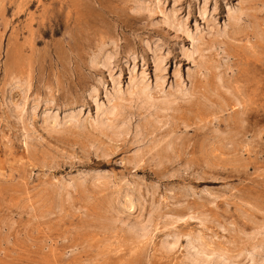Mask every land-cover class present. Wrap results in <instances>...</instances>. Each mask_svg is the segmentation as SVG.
I'll return each instance as SVG.
<instances>
[{
	"label": "rangeland",
	"instance_id": "1",
	"mask_svg": "<svg viewBox=\"0 0 264 264\" xmlns=\"http://www.w3.org/2000/svg\"><path fill=\"white\" fill-rule=\"evenodd\" d=\"M138 1L0 0V264H264V0Z\"/></svg>",
	"mask_w": 264,
	"mask_h": 264
},
{
	"label": "bare ground",
	"instance_id": "2",
	"mask_svg": "<svg viewBox=\"0 0 264 264\" xmlns=\"http://www.w3.org/2000/svg\"><path fill=\"white\" fill-rule=\"evenodd\" d=\"M134 1V0H133ZM137 0H135V5H136V9H137V11L139 10H143V9H147L148 10V7H147V5H144V4H142L143 2H136ZM155 1V3H158V0H154ZM152 3V2H151ZM150 4V3H149ZM134 5V4H133ZM134 8H135V6H134ZM134 8H132V9H134ZM135 10V9H134ZM133 10V11H134ZM203 11V10H202ZM171 12V11H170ZM149 13V12H148ZM203 14V13H202ZM231 15V14H230ZM164 18V17H163ZM166 18V17H165ZM169 22H172L173 23V25L174 24H176V26H179L178 27V29L181 27L182 28V26H181V24H183L182 22L180 23L179 21L178 22H175V20H176V18H175V16L173 15V14H169L168 16H167V18H166ZM230 19V18H229ZM244 19V18H243ZM232 20V19H231ZM255 22V21H254ZM175 26V25H174ZM177 28V27H176ZM178 29H176V30H178ZM258 29V28H257ZM178 32V31H177ZM191 37V36H190ZM193 39H194V37H193ZM191 40V39H190ZM193 43V42H192ZM196 44V43H195ZM193 45V44H192ZM101 46V45H100ZM102 47V46H101ZM97 48V50L94 52L95 54H93V56L92 57H90V62L92 63L91 65H95V64H97L98 62L100 63V65L99 66H101V67H105V68H107V66L108 65H111V60H113V56H112V54L110 53V52H106V53H104L105 51L103 50L104 48ZM106 47V46H105ZM192 47V46H191ZM194 49V48H193ZM104 51V52H103ZM157 51V50H156ZM191 51V50H190ZM156 52H154V71H155V85L157 84V82L159 81V79H162V77L160 76V73H157V72H160L161 71V63L163 62V60L164 59H162L161 57H158L156 54H155ZM192 54V53H191ZM195 54H196V52H195ZM198 54V53H197ZM188 55V54H187ZM193 57V56H192ZM189 58V57H188ZM201 58V57H200ZM133 59V58H132ZM98 63V64H99ZM133 63V62H132ZM211 65V64H210ZM130 66V65H129ZM134 65H132L131 67H133ZM201 66V65H200ZM102 69V68H101ZM130 69V68H129ZM134 69V68H133ZM132 68H131V70H133ZM110 69H109V67H108V71H109ZM131 70H129V73H130V71ZM162 70H164L163 68H162ZM208 70V69H207ZM204 71V70H203ZM133 72H134V70H133ZM162 72V71H161ZM109 73V72H108ZM128 73V74H129ZM143 73V72H142ZM133 73H130V76H129V82L127 83L128 85H126L127 87H125V88H123V90H125V91H122L120 88H119V85L117 84V78L115 77V78H113V77H111L110 76V78L112 79V80H110V81H112V82H114L113 84H111V85H113V87L111 86L110 88H112V90H110L109 92H106V94L107 93H109V95L107 94V96L105 97L106 99H107V103L106 104H104V103H98L97 101V103L98 104H96L94 107H95V114H96V119L94 120L95 121V124H96V127L98 128V129H100V130H102L103 131V129L104 130H108V131H110V132H112V133H125V132H127V130H128V128H127V126L125 125V121L126 120H124V119H121V121H120V119L118 118L117 119V117L118 116H116V115H122V113H124L123 111H124V109H125V105H124V103H126L125 101H134V102H136V103H138L139 104V108H145V109H154L153 111H155L156 112V110H160V109H167V108H170V105H171V102L169 101V100H164V101H161L160 103H155L153 100L151 101V96H149V92H148V87L146 86V85H144V80L142 81V79H145L144 77H145V75L143 76L141 73H140V75H137V76H134V74L132 75ZM145 74V73H144ZM15 79V78H14ZM114 79H116L115 81H113ZM162 81V80H161ZM160 81V82H161ZM119 82V81H118ZM147 82H145V84H146ZM159 83V82H158ZM161 84V83H160ZM159 84V85H160ZM180 84V83H179ZM154 85V84H153ZM180 86V85H179ZM160 87V86H159ZM157 89V88H156ZM155 89V90H156ZM175 89V88H174ZM91 90V89H90ZM95 89H93V91H94ZM159 90H161V89H159ZM112 91V92H111ZM163 91V90H162ZM94 92H96V91H94ZM182 92V91H181ZM180 92V93H181ZM90 93V92H89ZM91 93H92V95H93V92H92V90H91ZM174 93V92H173ZM185 93V92H184ZM111 94V95H110ZM169 94V93H168ZM124 95H127V97L126 96H124ZM166 95H167V93H166ZM170 95V94H169ZM109 96H110V98H109ZM165 96V95H164ZM178 96V95H177ZM157 97V96H156ZM95 98V97H94ZM94 98L92 97V99L94 100ZM127 98V99H126ZM105 99V100H106ZM154 99V98H153ZM185 99V98H184ZM93 100H92V103H95V101L93 102ZM124 101V102H123ZM157 101H158V99H157ZM178 101V100H177ZM114 102V103H113ZM175 102V101H174ZM181 102V101H180ZM183 102V101H182ZM127 104V103H126ZM131 104H133V103H131ZM131 104L129 105V106H131ZM127 105V106H128ZM134 105V104H133ZM126 106V107H127ZM136 106V105H135ZM128 108V107H127ZM134 108V107H133ZM138 108V107H137ZM129 109V108H128ZM173 109V108H172ZM175 109V108H174ZM151 110V111H152ZM74 111V110H73ZM126 111H127V109H126ZM143 111V110H142ZM145 111V110H144ZM151 111H150V113H151ZM77 112H78V110H77ZM168 112H169V110H168ZM187 112V111H186ZM79 113V112H78ZM149 113V114H150ZM158 113V112H157ZM165 113V112H164ZM23 114V113H22ZM51 114V113H50ZM75 115L77 114L76 113V110H75V113H74ZM126 114V113H125ZM129 114V113H128ZM154 114V113H153ZM173 114V113H172ZM54 115V114H53ZM78 116H79V114H77ZM147 115V114H146ZM158 115V114H157ZM157 115H155V116H157ZM171 115V114H170ZM78 116H74V115H72L71 114V112L69 113V114H67V115H65L64 116V118H68L67 120H70V123H71V120L74 122V123H76V125H78V126H81V122H79V119H77L78 118ZM111 116V117H110ZM113 116H116V117H114L113 118ZM130 116V115H129ZM162 116V115H161ZM55 117V116H54ZM53 117V118H54ZM75 117H77V118H75ZM124 117V116H123ZM126 117V116H125ZM44 118H46V117H44ZM52 117H51V119H53ZM58 118V117H57ZM119 120V123L117 122ZM174 120V119H173ZM56 122V121H55ZM66 122V121H65ZM64 122V123H65ZM83 122V121H82ZM163 122V121H162ZM167 122V121H166ZM61 123V122H60ZM164 123V122H163ZM174 123V122H173ZM72 124V123H71ZM167 124V123H166ZM64 125V124H63ZM75 125V124H74ZM165 127V126H164ZM138 132V131H137ZM104 134H105V132H103ZM136 134V133H135ZM113 135V134H112ZM138 135V134H137ZM120 136V135H119ZM136 136V135H135ZM138 137V136H137ZM101 145V144H100ZM136 224V223H135ZM145 226V225H144ZM144 226H143V224L141 223L140 225L138 224V226H136V228H137V230H138V233H141V234H144V232L145 231H147V230H144L145 228L147 229L148 227H145L144 228ZM136 228H135V226L133 227V230H136ZM150 228H151V226H150ZM136 230V231H137ZM149 232H150V230H149ZM148 232V233H149ZM135 233V232H134ZM145 233H147V232H145ZM136 235V234H135ZM140 235V234H139ZM166 242V241H165ZM189 245V244H188ZM169 246V245H168ZM175 247V246H174ZM170 248H171V246H170ZM171 250V249H170ZM191 250V249H190ZM187 252H188V250H187ZM259 252V251H258ZM187 255V254H186ZM192 258L194 259V260H196V261H202L203 259H201L200 257H199V255H198V251L196 250L195 252H194V255L192 256ZM191 258V259H192ZM222 259V258H221ZM255 259V258H254ZM194 260H191V261H194ZM209 261H211V260H209ZM204 262H206V261H204ZM196 263V262H195ZM215 263V262H214ZM251 263H252V261H251ZM201 264H203V263H201ZM209 264V263H208ZM212 264H213V262H212ZM218 264H222L221 262H220V260H219V262H218ZM258 264V263H257ZM261 264V263H260Z\"/></svg>",
	"mask_w": 264,
	"mask_h": 264
}]
</instances>
